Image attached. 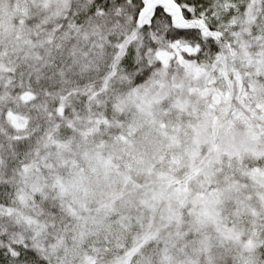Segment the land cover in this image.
<instances>
[{
	"label": "snow or ice",
	"instance_id": "1",
	"mask_svg": "<svg viewBox=\"0 0 264 264\" xmlns=\"http://www.w3.org/2000/svg\"><path fill=\"white\" fill-rule=\"evenodd\" d=\"M0 264H264V0H0Z\"/></svg>",
	"mask_w": 264,
	"mask_h": 264
}]
</instances>
